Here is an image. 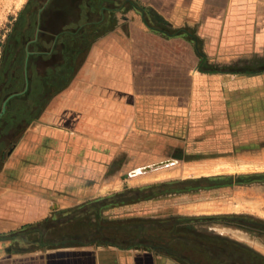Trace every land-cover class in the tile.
<instances>
[{"label":"crops","instance_id":"obj_1","mask_svg":"<svg viewBox=\"0 0 264 264\" xmlns=\"http://www.w3.org/2000/svg\"><path fill=\"white\" fill-rule=\"evenodd\" d=\"M262 1H28L2 83L0 70V115L19 120L0 123L4 136L19 133L1 142L14 148V167L7 158L0 166V264H240L264 255ZM103 146L124 149L128 168L126 187L110 195H143L99 217L142 220L141 245L23 236L66 205L38 190L44 181ZM105 194L99 183L81 202Z\"/></svg>","mask_w":264,"mask_h":264},{"label":"rangeland","instance_id":"obj_2","mask_svg":"<svg viewBox=\"0 0 264 264\" xmlns=\"http://www.w3.org/2000/svg\"><path fill=\"white\" fill-rule=\"evenodd\" d=\"M29 0H0V70H1V83L7 80V76L4 74L5 66L4 61L6 60V52L7 46L10 40L11 32L13 31L15 25V19L18 17L23 7L26 6ZM261 2H263L261 0ZM0 140L1 142L6 139L7 143L13 145L18 141L17 137L19 133H11L9 136H4V133L0 131ZM1 145V144H0ZM81 153V149H77ZM97 151V150H96ZM122 151V152H121ZM85 158H79V163H71L69 166V170L64 166V169L61 170L63 174L56 175L58 177L57 180H48L44 181V186L41 187L43 192H46L45 188L51 189V191L55 192V194L60 193L63 195L61 199H64L61 210H55L50 213L49 217L46 219L57 217L62 213H66L71 211L72 209L81 206L83 204H87L96 200H90L88 202L82 203L81 201L84 198L89 196H84L83 192L88 193L90 189L93 187H98V184L101 183V192L106 193L102 196V198H106L110 196L112 189L126 187V172L128 168L127 164L124 163L125 157L122 154L124 149L120 150L117 148H110L103 146L101 148V155L94 154V149L92 147H87L84 149ZM119 152V154H117ZM14 155L13 147H5L1 152V163L0 166H3V160L7 158L10 161L11 156ZM21 155V153H18ZM94 155H96V163H94ZM98 157H100L101 161L98 163ZM116 157V158H114ZM74 158L71 156V160ZM116 159V160H115ZM20 159H18L19 162ZM111 160H115L117 162L111 163ZM11 166L14 167L13 160L10 161ZM19 164V163H18ZM3 167H0V171ZM22 171L28 172L30 170L31 165L22 164ZM67 169V172L65 173ZM60 170V169H59ZM57 169V171H59ZM116 176V179H110L109 177ZM62 177V178H59ZM15 183V181H12ZM16 184L21 185L24 188H29L28 181H16ZM53 184V187L50 185ZM27 186V187H26ZM50 191V192H51ZM66 194V195H65ZM67 201V202H66ZM97 216L96 213L91 212L88 216L90 221H94V216ZM43 220V224L40 228L44 229L47 225L51 224V221ZM86 219V220H88ZM58 219H55V221ZM85 220V223L88 221ZM31 235V234H30ZM33 237V235H32Z\"/></svg>","mask_w":264,"mask_h":264},{"label":"trees","instance_id":"obj_3","mask_svg":"<svg viewBox=\"0 0 264 264\" xmlns=\"http://www.w3.org/2000/svg\"><path fill=\"white\" fill-rule=\"evenodd\" d=\"M3 118L4 116L1 114V122L6 124L19 122L13 115H7L4 120H2ZM2 151L3 147L0 145V163ZM159 187L161 186L157 184L151 186L150 189L154 191ZM141 190L142 189H140L138 193L133 190H124L106 198H102L101 200L83 204L55 218L46 219V221H51L52 223L47 225L44 229L34 224L23 228L21 233L23 236L31 233L35 235L37 239L47 241L50 244L86 243L95 238H99L101 240L112 239L116 241L117 244L123 246L141 245L142 220L133 219V224H130L127 220L108 221L99 217L101 209L106 206L124 204L130 200L141 198L143 195ZM91 212L97 214V220H99V222L96 224H93V222L88 219V215ZM55 219L58 220L55 221ZM85 220L88 221V223H85ZM244 261L245 263L240 262V264H264V255H250V257L246 255Z\"/></svg>","mask_w":264,"mask_h":264},{"label":"flooded vegetation","instance_id":"obj_4","mask_svg":"<svg viewBox=\"0 0 264 264\" xmlns=\"http://www.w3.org/2000/svg\"><path fill=\"white\" fill-rule=\"evenodd\" d=\"M0 111H1V108H0ZM0 123H1V115H0ZM0 130H1V127H0ZM1 136V135H0ZM0 143H1V140H0Z\"/></svg>","mask_w":264,"mask_h":264}]
</instances>
